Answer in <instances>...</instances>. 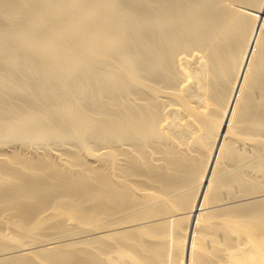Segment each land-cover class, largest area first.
I'll return each mask as SVG.
<instances>
[{"label": "bare ground", "instance_id": "6f19581e", "mask_svg": "<svg viewBox=\"0 0 264 264\" xmlns=\"http://www.w3.org/2000/svg\"><path fill=\"white\" fill-rule=\"evenodd\" d=\"M0 264H264V0H0Z\"/></svg>", "mask_w": 264, "mask_h": 264}, {"label": "rangeland", "instance_id": "374dc122", "mask_svg": "<svg viewBox=\"0 0 264 264\" xmlns=\"http://www.w3.org/2000/svg\"><path fill=\"white\" fill-rule=\"evenodd\" d=\"M84 232H85V231H84ZM80 233H81V232H80ZM88 233H89V232H88ZM88 233H87V234H88ZM82 234H83V233H82ZM84 234H85V235H84ZM84 234H83V237H82L81 235H79V233H76V234H73V235H74V236H75V235H79V236H81V237H78V238H80V239L85 238V237H87V236L90 235V234L86 235V233H84ZM68 235H69V234H66V235H63V236L66 238V236L68 237ZM73 235H71V238H70L72 241H73V239L75 240V239L77 238V237H74ZM72 236H73V237H72ZM61 237H62V236H61ZM64 237H62V238H64ZM69 237H70V235H69ZM69 237H68L67 240L64 238L63 240H59V241L62 242V244H64L63 242H67L68 240H70ZM78 238H77V239H78ZM57 239H59V237H58ZM57 239L55 238V240H57ZM77 239H76V240H77ZM53 240H54V239H53ZM71 240H70V242H71ZM50 241H52V240H50ZM59 241H55V242H59ZM60 242H59V243H60ZM68 242H69V241H68ZM68 242H67V243H68ZM37 244H38V243H37ZM37 244H34V245L37 246ZM39 244H40V243H39ZM53 244H54V245H58V243H56V244L53 243ZM60 244H61V243H60ZM49 245H50V244H49ZM51 245H52V244H51ZM32 246H33V244H32ZM32 246H29V247H32ZM35 246H33V247H35ZM15 253H16V252H15Z\"/></svg>", "mask_w": 264, "mask_h": 264}]
</instances>
